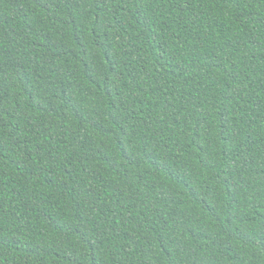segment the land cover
<instances>
[{
    "label": "trees",
    "instance_id": "trees-1",
    "mask_svg": "<svg viewBox=\"0 0 264 264\" xmlns=\"http://www.w3.org/2000/svg\"><path fill=\"white\" fill-rule=\"evenodd\" d=\"M0 264H264V0H0Z\"/></svg>",
    "mask_w": 264,
    "mask_h": 264
}]
</instances>
